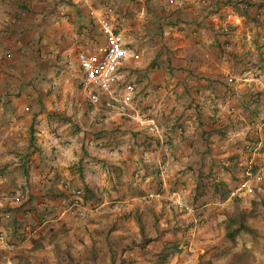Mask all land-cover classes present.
I'll use <instances>...</instances> for the list:
<instances>
[{"label":"crops","instance_id":"crops-1","mask_svg":"<svg viewBox=\"0 0 264 264\" xmlns=\"http://www.w3.org/2000/svg\"><path fill=\"white\" fill-rule=\"evenodd\" d=\"M109 1L140 55L118 65L126 115L89 104L77 59ZM169 1L0 0V234L15 243L0 264L64 235L81 248L67 264H224L209 248L257 197L228 192L247 166L264 186V139L245 148L264 112V0ZM172 191L194 223L176 227Z\"/></svg>","mask_w":264,"mask_h":264},{"label":"built area","instance_id":"built-area-1","mask_svg":"<svg viewBox=\"0 0 264 264\" xmlns=\"http://www.w3.org/2000/svg\"><path fill=\"white\" fill-rule=\"evenodd\" d=\"M172 3V0L169 1ZM115 9V2L109 1L104 12L99 17L101 43L84 46L78 53L77 59L80 70L83 74L82 90L84 91L90 105L109 111L113 114L126 115L127 104L130 101L129 96L121 98L116 95V86L119 82L118 65L121 61L130 60L137 63L140 60V55L134 50L126 47L123 44L121 36L115 31L111 14ZM224 33L228 32L227 28L223 29ZM142 121L148 122V131L156 133L157 128L152 120L142 118ZM258 137V143L254 144L248 141L246 149L257 147L264 139V112L262 115V123L255 131ZM263 183V177L260 172L254 171L252 167L247 166L244 170V179L235 185L228 192V197L232 199L240 198L250 193H255L260 190ZM76 192L74 196L61 199L62 204H67L70 207H76L78 204ZM168 203L181 212L182 217L176 227L187 226L195 222L196 209L191 205L184 204L177 198V193L172 191L168 196ZM15 202L23 201V197L17 196L13 199ZM6 219L9 215L4 216ZM15 248V243L9 240L6 236L0 234V253L10 252Z\"/></svg>","mask_w":264,"mask_h":264},{"label":"rangeland","instance_id":"rangeland-1","mask_svg":"<svg viewBox=\"0 0 264 264\" xmlns=\"http://www.w3.org/2000/svg\"><path fill=\"white\" fill-rule=\"evenodd\" d=\"M262 184L259 194H253H256L264 201V194H262L264 186ZM239 210L238 206H234V208H232V215L236 214ZM244 220L248 225L257 229L259 231L258 234L256 236L237 235L232 240L223 236L218 242L214 240L215 244L209 248L211 254L209 260L214 259L221 262L223 260V263L227 264L228 260L231 258H229V255H231L239 258L242 262L241 264H264V206L261 205L247 209L245 211ZM218 238L219 236H216V239ZM62 239L63 240H61V237L57 238L54 245H52V242L48 243L47 240L43 241V243L40 242L37 246L35 245L36 247L34 249L32 248L31 251L27 253L28 257H25L27 258L26 263L67 264L68 261L75 262V260H78V256L76 255L80 253L81 248H79L80 245L76 238L71 239L67 237V235H64ZM61 248L64 251L63 253H61ZM70 252L76 257L71 258ZM220 255L222 257H218ZM20 256L21 254L15 257L18 263L22 261ZM10 257L12 258L13 256L11 255ZM203 261L206 262L205 259ZM4 262V264H11L10 261V263H7V260ZM118 264H120V262Z\"/></svg>","mask_w":264,"mask_h":264},{"label":"trees","instance_id":"trees-1","mask_svg":"<svg viewBox=\"0 0 264 264\" xmlns=\"http://www.w3.org/2000/svg\"><path fill=\"white\" fill-rule=\"evenodd\" d=\"M255 193L259 194V190ZM252 207L256 206H264V201L257 196L251 203ZM246 211V210H245ZM245 211L240 209L236 214L229 217L226 225V237L228 239H234L237 235H251L256 236L258 234V230L251 227L246 223L245 219ZM241 260L237 258L236 256H232L229 259V262L227 264H241Z\"/></svg>","mask_w":264,"mask_h":264}]
</instances>
